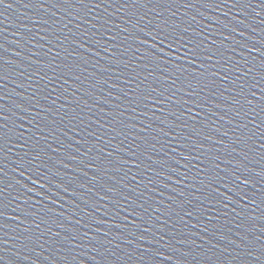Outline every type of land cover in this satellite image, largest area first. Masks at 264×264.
<instances>
[{"label": "water", "instance_id": "95a60500", "mask_svg": "<svg viewBox=\"0 0 264 264\" xmlns=\"http://www.w3.org/2000/svg\"><path fill=\"white\" fill-rule=\"evenodd\" d=\"M0 46V264H264V0H4Z\"/></svg>", "mask_w": 264, "mask_h": 264}, {"label": "snow or ice", "instance_id": "6c2138e0", "mask_svg": "<svg viewBox=\"0 0 264 264\" xmlns=\"http://www.w3.org/2000/svg\"><path fill=\"white\" fill-rule=\"evenodd\" d=\"M79 4L81 5H85L86 4V0H78ZM88 2H94V0H88ZM4 3V0H0V4H3ZM101 5L100 4H95V7H100ZM233 7H238L239 5L236 4V3H233L232 5ZM183 39V38H181ZM161 43H163V41H161ZM171 43L169 44V47H171ZM183 47L187 48L188 49V52L191 54V55H196L197 54V47L198 46H189V45H182ZM2 47V46H0ZM162 51V49H161ZM0 59H2V57H0ZM207 59H212L211 56L207 57ZM189 63H195V60H190ZM218 73H212L211 75L212 76H215L217 75ZM201 76L204 75L203 72L200 73ZM5 77L3 76H0V79H4ZM226 79V78H225ZM6 119V117H3L2 115H0V120H4ZM6 128V125H4L3 123H0V158L3 157L4 155V145H5V133L3 131V129ZM38 158V157H37ZM3 172V168H0V173ZM245 183H248V181H245ZM3 192H4V189H0V218L4 217V208L6 207L4 202H3ZM2 227H6V225H2Z\"/></svg>", "mask_w": 264, "mask_h": 264}]
</instances>
